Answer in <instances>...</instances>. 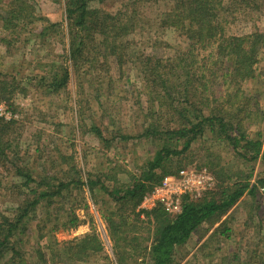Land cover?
Returning a JSON list of instances; mask_svg holds the SVG:
<instances>
[{"label": "trees", "instance_id": "trees-1", "mask_svg": "<svg viewBox=\"0 0 264 264\" xmlns=\"http://www.w3.org/2000/svg\"><path fill=\"white\" fill-rule=\"evenodd\" d=\"M105 1L65 0L66 61H72L79 75L87 74L91 85L93 78L89 73L98 69V65L109 74L110 57L116 58L120 70L133 61L130 35L137 29L138 12L134 15L122 9L112 12L101 7ZM144 1L149 0H134L132 4L126 3L125 8ZM171 2L172 7L164 11L160 22L163 27H172L186 36L187 48L175 49L167 57L143 52L137 63L148 101L142 109L144 119L138 137L152 141L154 153L142 161L128 181L118 177L124 169L117 163L107 169L87 172L84 177L85 172L78 167L73 155L61 154L60 166L67 164L68 167L58 169V165L53 173L42 174L15 164V176L21 180L18 186H12L16 195L13 205L0 209V264H94L97 261L102 264H179L178 249L205 223L210 227L218 223L214 232L221 231V238L228 239L231 229L222 227L226 224L225 220L221 222L222 217L245 195L256 199L261 194L262 173L252 182L254 172L242 176L240 169L221 165L222 156L200 166L190 163L194 148L204 145L208 139L233 151L245 165H254L258 160L264 162L263 134L252 130L264 113L255 93L243 90V82L264 77V65L257 71L260 56L264 54V31L256 29L238 35L234 27H229L237 19L264 13V0ZM0 7L4 11L0 13L2 27L9 33V37L4 36L1 41L7 46L19 40L26 29L29 35L23 42H29L33 36L46 37L50 29L63 25L37 13L33 0H0ZM36 24L42 27L33 32L35 28L31 26ZM208 49L211 50L209 57L199 60L200 51ZM59 67L58 73L55 71L58 67L52 66L54 71L46 85L50 90H59L70 78L68 66ZM4 75L0 81V101L6 97L9 87L6 83L9 74ZM107 76L114 80L112 75H106L103 83ZM42 79L47 81L45 77ZM14 124V120L0 118V158L7 161L11 158V145L5 136L11 128L13 130ZM89 125L88 131L107 146L116 138L129 137L124 132L110 130L109 139L104 134L106 128L95 122ZM187 167H207L216 177L215 187L197 199L186 197L181 212L175 215L168 214L161 205L151 211L137 209L155 185ZM86 189L96 204L99 195L103 198L100 202L105 207L101 215L114 259L105 252V243L97 231L65 242L52 240L48 251L41 243H27L29 225L39 217L40 208L55 207L56 219L62 221L64 229L77 227L81 221L75 213L76 206L67 210L62 206L65 201L74 200V191ZM44 236V233L40 235ZM255 246L254 250L249 247L240 250L242 254L236 253L232 256L234 260L229 259L228 263L224 257L219 264H264V250L259 243ZM258 247L260 252H257ZM198 260L203 262L197 264H208L212 259Z\"/></svg>", "mask_w": 264, "mask_h": 264}, {"label": "rangeland", "instance_id": "rangeland-1", "mask_svg": "<svg viewBox=\"0 0 264 264\" xmlns=\"http://www.w3.org/2000/svg\"><path fill=\"white\" fill-rule=\"evenodd\" d=\"M133 1L107 0L101 5L112 12L119 9L130 15L138 12L139 18L136 22L137 29L130 35L131 39L133 38L130 52L133 54V61L120 70L116 58L110 57L109 74L101 70L100 65L98 69H92L89 73L94 86L87 80V74L79 75L72 61L68 59L66 61L68 34L65 0H33L37 13L47 16L52 22L63 23L56 29H50L46 37L33 36L29 42H23V38L29 35L26 29L21 33L19 40L12 41L11 45L7 46L1 38L9 37V33L3 29L0 21V81L4 79V74H9V78L6 79L8 91L0 104L6 105L13 116L6 119L0 115V118L4 121H16L13 130L11 128L5 136V140L7 139L11 145L9 154L12 160L0 158V209L10 207L16 199L12 186H18L21 179L15 176V164L32 168L42 174L53 173L57 171L53 169L58 165V169L68 167L67 164L60 166L61 154L73 155L78 167L85 172L84 177H87V172L107 169L109 165L117 163L124 169L118 177L121 181H128L130 175L138 171L137 167L142 161L154 153L155 146L152 141L138 137L144 119L142 109L148 105L138 57L143 52L167 57L173 54L175 49L187 48L188 42L186 36L172 27H163L160 22L164 11L172 7V0H149L125 8L126 3L132 4ZM2 12L4 11L0 7V13ZM40 26L41 24L31 26L35 28L33 32L38 31ZM229 27L231 29L234 27L235 34L238 35L248 34L256 29L264 31V13H256L252 18L237 19ZM209 51L211 50H201L199 60L208 58ZM53 65L58 67L55 69L58 73L61 71L59 66L67 65L70 69L67 84L59 90H50L46 86L54 71ZM262 65L264 54L260 56L258 72ZM106 75H112L114 80L111 81L107 76L103 83V76ZM223 88L226 89V85ZM243 90L246 93H255L254 96L257 97L264 113V77L243 82ZM98 98L101 102H97L100 101ZM91 122L106 128L104 134L109 139L111 137L107 132L110 130L124 132L129 137L116 138L110 146L104 145L101 139L88 131ZM252 130L254 132L260 130L264 141V117L252 127ZM193 151V161L190 163L192 166L204 165L209 160L217 161L216 157L222 156L220 164L240 169L242 176L254 172L252 182L259 173L264 174L263 160H258L254 165H245L235 157L233 151L218 146L213 139H208L204 145L196 146ZM73 199L65 201L62 209L67 210L76 206L75 213L81 221L77 227L64 229L61 226L62 221L56 219L58 213L55 207L49 210L40 208L42 210H39V217L29 225L27 243H41L43 249L48 251V245L52 240L65 242L97 231L105 243V252L114 259L112 244L101 215L105 207L100 202L103 198L99 195V203L96 204L86 189L74 191ZM43 218H46V224L45 220H41ZM224 220L226 224L222 227L227 226L231 229V236L228 239L221 238L220 235H223L221 231L214 232L218 223L211 227L205 223L186 245L178 249L179 264L202 263V260H198L201 258H208V261L212 259L208 264H219L224 257H227L228 263L229 259L234 260L232 256L236 253H240V256L242 254L240 250L245 247L257 249L255 246L257 243L263 251L264 188L256 199L248 195L242 197L222 217L221 222ZM42 233L45 235L43 238L40 237ZM259 247L257 252L261 251Z\"/></svg>", "mask_w": 264, "mask_h": 264}, {"label": "built area", "instance_id": "built-area-1", "mask_svg": "<svg viewBox=\"0 0 264 264\" xmlns=\"http://www.w3.org/2000/svg\"><path fill=\"white\" fill-rule=\"evenodd\" d=\"M0 115L13 118L7 106L0 104ZM215 175L207 167H187L177 175L166 176L155 185L138 206V210L151 211L161 205L168 214L181 212L186 197L197 199L216 185Z\"/></svg>", "mask_w": 264, "mask_h": 264}]
</instances>
